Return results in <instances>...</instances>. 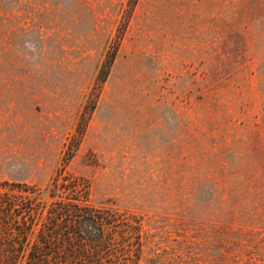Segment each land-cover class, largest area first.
<instances>
[{"label":"rangeland","instance_id":"rangeland-1","mask_svg":"<svg viewBox=\"0 0 264 264\" xmlns=\"http://www.w3.org/2000/svg\"><path fill=\"white\" fill-rule=\"evenodd\" d=\"M62 169L144 264H264V0H0V181Z\"/></svg>","mask_w":264,"mask_h":264},{"label":"trees","instance_id":"trees-1","mask_svg":"<svg viewBox=\"0 0 264 264\" xmlns=\"http://www.w3.org/2000/svg\"><path fill=\"white\" fill-rule=\"evenodd\" d=\"M117 45L107 50L105 79ZM87 182L59 170L45 187L0 181V264H144L143 217L88 201Z\"/></svg>","mask_w":264,"mask_h":264}]
</instances>
